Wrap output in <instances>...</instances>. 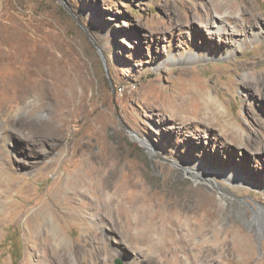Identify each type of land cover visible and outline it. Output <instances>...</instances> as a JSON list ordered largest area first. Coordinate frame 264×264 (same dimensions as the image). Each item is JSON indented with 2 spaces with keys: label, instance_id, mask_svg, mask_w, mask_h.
Returning a JSON list of instances; mask_svg holds the SVG:
<instances>
[{
  "label": "rangeland",
  "instance_id": "374dc122",
  "mask_svg": "<svg viewBox=\"0 0 264 264\" xmlns=\"http://www.w3.org/2000/svg\"><path fill=\"white\" fill-rule=\"evenodd\" d=\"M0 39V264H264V0H0Z\"/></svg>",
  "mask_w": 264,
  "mask_h": 264
},
{
  "label": "bare ground",
  "instance_id": "6f19581e",
  "mask_svg": "<svg viewBox=\"0 0 264 264\" xmlns=\"http://www.w3.org/2000/svg\"><path fill=\"white\" fill-rule=\"evenodd\" d=\"M12 44V43H11ZM10 48H11V45L6 42L5 40H1L0 39V100L2 101V99L4 98V96H12L14 97V99L12 100H9L8 102H2L0 103V109H3L4 107L6 106H13V104L15 103H18L20 102L26 95V90L23 88V82H22V75L18 73V69L21 70L19 67H18V63H20L19 61V57H17L16 55H12L10 54ZM9 69V70H8ZM10 70L13 72H16L17 76L13 75L12 72H10ZM25 82V81H24ZM208 96V95H207ZM174 98V97H173ZM25 99V98H24ZM209 99L211 101L212 98L209 97ZM177 100V99H176ZM179 106L178 107H183V109L186 111V112H189L190 114H198L199 110H201V108H195V109H190V108H186L184 107V105L182 104H178ZM2 111H5L2 110ZM20 111V110H19ZM1 120V119H0ZM9 122V121H8ZM7 122V123H8ZM11 122V121H10ZM6 123V122H5ZM10 124V123H9ZM9 124H4V128L3 130L0 131V133L2 132V134H0V141L2 144H5V140H6V133L10 132V129H14V127L12 128V124L9 125ZM14 125V123H13ZM42 125V124H40ZM44 125V124H43ZM59 126V125H58ZM48 127V126H47ZM43 128V127H42ZM41 128V129H42ZM45 128V127H44ZM51 128V127H50ZM55 128V126H54ZM60 128V127H59ZM2 129V128H1ZM37 129V128H36ZM58 129V128H57ZM47 130V129H46ZM62 130V128H61ZM35 131V130H34ZM39 131V130H38ZM41 131V130H40ZM50 132L46 133L44 136H48L50 137L52 135V133L54 132L53 129H50L49 130ZM57 131V130H56ZM59 131V130H58ZM35 133V132H34ZM49 134V135H48ZM39 135V134H38ZM41 135V134H40ZM39 135V136H40ZM31 136V135H30ZM29 136V137H30ZM60 136V135H59ZM6 137V138H5ZM53 137V136H52ZM51 137V138H52ZM31 138V137H30ZM35 139V137H34ZM42 139V138H41ZM58 139V138H57ZM40 140V139H38ZM54 140V138H53ZM56 140V139H55ZM54 140V141H55ZM34 141V140H33ZM37 141V140H36ZM41 141V140H40ZM39 142V141H38ZM37 143L34 141V144ZM41 143V142H39ZM44 144V143H43ZM50 144V143H49ZM37 145V144H36ZM40 146V145H38ZM35 148V147H34ZM38 149V148H37ZM35 150V149H33ZM39 150V149H38ZM37 151V150H36ZM3 154V156L6 154V151H0V187L3 186L2 185V181H4L2 178L4 177H1V174L4 175V174H7V173H4L5 170L7 169L8 166H6L1 158V155ZM102 158H103V161L105 164H107L109 161V156L108 154H101L100 155ZM92 164V163H91ZM99 164V163H98ZM110 165V164H109ZM85 167L88 166V164H85L84 165ZM90 166V165H89ZM89 168V167H88ZM87 169V168H86ZM90 169V168H89ZM10 170V169H9ZM105 172V173H104ZM4 173V174H3ZM91 173V174H90ZM80 175L74 179H72V184L73 185H78V186H82L83 184H90V183H96L95 185H97V187H100L102 189H105L106 187H109L111 184H115V181H114V176H116L115 174V170L114 169H109V168H102V169H99L95 166L91 167L90 171L87 172L86 175H83V173H79ZM132 180V179H131ZM117 183V182H116ZM5 184V183H3ZM12 185V184H11ZM112 186V185H111ZM7 187V186H6ZM9 187V186H8ZM115 188V187H114ZM8 192V191H7ZM5 190L1 189L0 188V193L4 196V194L6 195L7 193ZM116 193H118V190L115 191ZM115 193V195H116ZM8 194V193H7ZM70 194V193H69ZM5 197V196H4ZM72 198V197H71ZM72 201V200H70ZM3 203V202H2ZM67 203V202H66ZM65 203V204H66ZM70 203V202H69ZM1 204V203H0ZM69 205V204H68ZM140 205V204H139ZM65 206V205H64ZM70 206V205H69ZM72 206V205H71ZM141 206V205H140ZM143 207V205H142ZM73 207H71L72 209ZM77 208V207H76ZM141 208V207H140ZM62 209V208H61ZM74 209V208H73ZM38 210V209H37ZM54 210V209H53ZM52 211V210H51ZM77 211V210H76ZM57 212V211H56ZM73 213H75L74 211H72ZM59 213V212H58ZM57 213V214H58ZM63 214V213H62ZM64 214L65 216L69 219V217H71L72 219H75V220H83L84 218H82L81 216L79 215H75V217H73L71 214V212L69 211H64ZM63 214V215H64ZM204 216L206 217H209V216H214V213L213 211H211L210 209L209 210H205L204 211ZM62 215V216H63ZM39 216V219H36V217ZM57 216V215H56ZM55 216V217H56ZM63 216V217H65ZM31 218H34L35 220L34 221H30L29 219ZM30 217L27 218L26 221H28V229H35L36 227H40V226H43V228L45 227L48 234H47V238H48V241L50 243V245L52 247H54L55 250H57V244L55 243L54 244V241L56 240V238L58 237V229L56 227V223L54 222V220H52L49 216V214H47V212L45 211H35L34 214H32ZM58 217L59 214H58ZM57 217V218H58ZM205 217V218H206ZM61 218V217H60ZM70 218V219H71ZM65 219V218H64ZM200 216H196L194 217V220L192 221L191 219L187 220V223L186 225L189 227V228H192L194 226H201V221H200ZM210 219V218H208ZM63 220V218H62ZM209 228H210V225H208ZM200 231H203V230H199L198 232ZM59 235H60V232H59ZM81 246V245H80ZM79 246V247H80ZM84 246V245H83ZM82 246V247H83ZM60 247V246H58ZM81 247V248H82ZM63 250V249H62ZM76 250V249H75ZM78 251V250H77ZM98 257V255H97ZM61 264V263H60Z\"/></svg>",
  "mask_w": 264,
  "mask_h": 264
}]
</instances>
